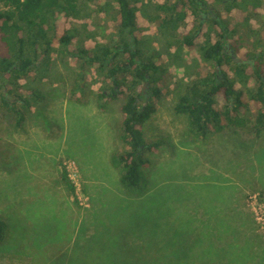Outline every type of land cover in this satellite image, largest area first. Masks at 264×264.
Wrapping results in <instances>:
<instances>
[{"label": "rangeland", "instance_id": "374dc122", "mask_svg": "<svg viewBox=\"0 0 264 264\" xmlns=\"http://www.w3.org/2000/svg\"><path fill=\"white\" fill-rule=\"evenodd\" d=\"M241 7L264 26L252 4ZM148 37L140 46L154 53L173 42L157 28ZM245 46L264 54V41ZM260 64L264 73V55ZM172 65L177 72L143 126L159 146L145 153L152 166L139 197L124 193L111 164L124 149L121 100H101L99 81L76 91L75 72L56 59L39 86L43 99L19 127L0 110V219L8 224L0 264H264V130L192 136L174 109L188 80ZM36 205L55 210L35 220Z\"/></svg>", "mask_w": 264, "mask_h": 264}, {"label": "trees", "instance_id": "16d2710c", "mask_svg": "<svg viewBox=\"0 0 264 264\" xmlns=\"http://www.w3.org/2000/svg\"><path fill=\"white\" fill-rule=\"evenodd\" d=\"M243 4L264 18V0H0V110L19 127L32 101L43 99L39 86L50 80L56 59L75 72L76 91L99 81L101 100H121L124 149L111 164L124 193L139 197L148 183L144 169L152 166L145 153L159 146L146 141L143 126L169 71L177 72L168 64L188 80L174 109L186 116L192 136L264 130V54L245 46L262 47L264 26L241 16ZM156 28L173 38L164 52L140 46ZM61 179L73 189L64 169ZM7 226L0 219V243Z\"/></svg>", "mask_w": 264, "mask_h": 264}, {"label": "crops", "instance_id": "0c3cea01", "mask_svg": "<svg viewBox=\"0 0 264 264\" xmlns=\"http://www.w3.org/2000/svg\"><path fill=\"white\" fill-rule=\"evenodd\" d=\"M53 210H55V209H53L51 206H40V205H36V206H34L33 208H30V210L29 211H32L33 213H32V219H37L38 217H40V214L41 213H45V212H47V211H53ZM35 212H40V213H35ZM41 242V241H40ZM42 243H44V242H42Z\"/></svg>", "mask_w": 264, "mask_h": 264}]
</instances>
